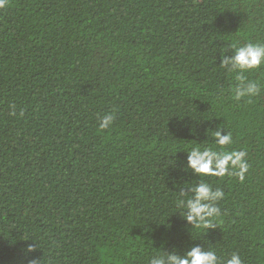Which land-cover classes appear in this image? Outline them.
<instances>
[{"label":"trees","instance_id":"trees-1","mask_svg":"<svg viewBox=\"0 0 264 264\" xmlns=\"http://www.w3.org/2000/svg\"><path fill=\"white\" fill-rule=\"evenodd\" d=\"M247 42L264 43V0H7L0 264H149L194 245L264 264V66L249 102L219 65ZM218 129L247 153L243 181L185 168L191 148L221 150ZM201 180L224 193L210 229L177 207Z\"/></svg>","mask_w":264,"mask_h":264},{"label":"clouds","instance_id":"clouds-1","mask_svg":"<svg viewBox=\"0 0 264 264\" xmlns=\"http://www.w3.org/2000/svg\"><path fill=\"white\" fill-rule=\"evenodd\" d=\"M7 0H0V8L5 7ZM232 50V55L226 53ZM219 65L226 72L233 74L234 86L232 87L233 98L240 101L248 98L251 102L253 97H257L262 91V85L259 80L250 79L247 75L264 66V43L247 42L244 44L233 43L228 49L220 52ZM12 114H15L13 111ZM116 119L113 113L104 114L100 118L99 128L108 129ZM215 144L221 150L217 151L210 147H193L187 151V163L185 168L200 177L225 175L238 177L239 180L245 179L249 164L246 159L247 153L244 150H225L226 146L233 143L231 133H222L221 130H215L213 133ZM224 196L219 188L213 189L209 184L201 180L188 186L186 190H181L180 199L177 207L183 209L180 216L186 225L192 228L215 227L214 220L220 215V208L217 202ZM35 250L32 244H29L25 250L32 253ZM30 264H40V261L32 259ZM149 264H222L215 251L205 250L200 245L190 247L183 254L176 251L164 252L163 254L153 256ZM225 264H243L239 254H232Z\"/></svg>","mask_w":264,"mask_h":264}]
</instances>
